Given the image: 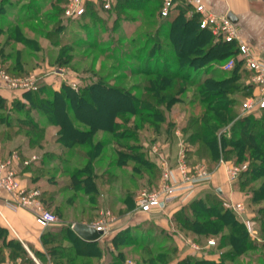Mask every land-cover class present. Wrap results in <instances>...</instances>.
<instances>
[{"label":"trees","instance_id":"trees-1","mask_svg":"<svg viewBox=\"0 0 264 264\" xmlns=\"http://www.w3.org/2000/svg\"><path fill=\"white\" fill-rule=\"evenodd\" d=\"M66 4L67 0H51L50 3L53 28L46 38L59 48L53 71L71 63L72 45L81 39L74 33L75 29L87 30L107 22L101 15L103 12L116 16L113 28H117L122 19L132 20L127 12L131 9L143 11L149 25H158L153 33L145 32L147 36L151 35L153 42L149 57L164 45H171L177 71L144 69L140 72L145 80L139 94L112 84L107 77L97 75L93 70L85 71L88 75L80 79L77 88L63 82L60 89L55 90L40 76L38 88L23 92L22 97L16 98L11 105L0 93V124L4 127L0 131L1 153L9 150L22 134L28 137L30 148H43L47 142V129L36 116L43 117L57 130L54 141L62 147L59 157L67 160L70 154H77L85 160L83 165L65 171L66 179L62 181L42 167L34 168L38 176L45 175L56 187L53 192L41 191L47 207L54 204L59 194L68 191L84 193L91 203L99 202L100 198L105 204L110 202L117 176L97 170V160L109 142L97 139L99 132L117 142V164L126 167L127 161H135L138 165L128 167L140 175L147 188H154L158 185L159 169L149 158V151L139 149L140 154L136 156L131 153L146 133L152 134L154 143L161 146L160 136L175 145L176 124L171 112L176 104L184 102L181 96L192 88L187 117L180 126L188 143L189 162L206 161L212 167L224 159L233 165H247L235 187L245 195L247 204L257 206L252 219L257 235L251 236L236 213L224 207V199L216 189L193 199L173 214L172 226L176 233L196 242L205 241L206 245L209 239H215V245L202 247L197 254L182 256L177 248L158 249V245L153 250L149 246L151 241L146 243L136 232L139 225L125 227L98 241H87L73 230L74 222L64 221L66 224L62 228L43 235L45 253L36 252L38 260L42 264H127L129 246L151 253L134 256L136 264H235L242 257L251 259L264 255V109L240 115L242 101L252 96L255 88L249 82L251 74L245 63L237 59L238 44L217 39L210 28H201V16L184 0H175L165 17L162 16L163 0H117V5L111 9L88 2L85 13L68 24L64 20ZM11 41L33 46L37 40L27 39L17 25L0 45L1 66L11 75L28 76L34 68L26 67L21 53L11 60L6 52ZM231 58L236 62L227 74L218 76L213 72L200 79L191 74L193 70H212L219 66L226 72L222 67ZM131 140L134 144L128 143ZM15 150L24 155L21 145ZM171 156L170 153V159ZM33 166L30 164L24 169L31 171ZM128 193L123 203L129 207L134 194ZM56 208L63 217L59 205ZM4 247L10 251L7 260L2 254ZM258 251L261 255L253 254ZM18 259L22 264H36L20 242L7 241L6 231L0 228V262L5 264Z\"/></svg>","mask_w":264,"mask_h":264},{"label":"rangeland","instance_id":"rangeland-1","mask_svg":"<svg viewBox=\"0 0 264 264\" xmlns=\"http://www.w3.org/2000/svg\"><path fill=\"white\" fill-rule=\"evenodd\" d=\"M10 1H12V3L10 4L11 7L6 9V12L12 13V9L17 6L16 12H14L15 14H17L16 17L19 18L20 15L23 13L24 17L26 16L29 17V19H32L28 23H23V25H19L22 28V31H24L25 35H28L29 37H34L37 42H35L33 46H27L24 44L17 43L15 41H11L6 49L9 58L13 60L14 56H16L18 53H21L22 59L24 61H29L27 68L30 69L31 66H33V73H37L39 78L40 76H49V74L54 77V79L55 76L59 77L53 71L55 70L54 61L58 54L59 48L52 45L50 41L46 38V34L48 33V31L52 30L53 28V22L51 20L52 10L50 9L51 0ZM19 4L22 6H20ZM116 5L117 0H115L114 7ZM31 6L32 9H30ZM127 12L129 13V16L132 18V20L126 21L125 19H122L120 22H118L117 28H113V21L116 16H109L108 14L103 12L101 13V15L104 19H106L107 22L98 24L96 27L93 28H87V30H74V33L80 35L81 39L72 45L73 59L71 63L63 68H60L65 69L68 72L67 75L65 74L67 82H76L77 84H79L80 79L88 75L85 71L93 70L94 73H96L97 75L107 77L112 84L124 86L125 88H130L134 93L139 94L142 89V84L145 80V77L140 72H142L144 69H158L160 71L166 72L177 71L176 57L171 45H164L162 49H158L152 57H149V52L152 48L153 42L150 41L151 35L147 36L145 32L149 33L151 31L153 33V31L157 29L158 25L156 23H154L153 25H149L147 19H144L143 11L131 9ZM64 20L66 21V24H68L69 21L74 19ZM12 28L13 27H11L10 29ZM32 29H34L35 31H33ZM8 35L9 31H5V33H0V45L6 42ZM69 39H71V37ZM71 66L75 68H72ZM213 72L216 73V75L218 76L223 75V73L227 74V72H223L221 70L220 66L215 67L212 70H209L208 68L196 71L193 70L191 74L197 79H200L204 75H208ZM181 97L184 99V102L176 104L171 112V115L173 116L175 120L174 122L176 124V129L174 130V133L176 135V154L173 157V161L169 158V150H166L167 146H165V144L168 143L167 139H164L163 137L165 141H162L163 146H161L160 143H154L153 138H151L152 134L150 133H148V137L146 136V134H144V139H140L138 141L136 147L134 146L135 149L132 151L131 155H139V149H147L150 154L153 147L157 145L160 147L163 155H165L171 162L172 166H177V159L181 146L184 145L188 147V143H186L184 140V136L180 126L185 122V117H187L186 108L189 104L190 99L192 98V88H188V90ZM36 118L42 126H45L47 128L48 123L45 118H39L38 116H36ZM3 128V125L0 124V131H2ZM48 130H50V128H48ZM53 131L50 130L47 142H45L44 144V148H30L29 144L27 143L28 137L23 134L15 139L13 146L15 147L22 145V147L26 149L25 154H27V156L30 154H36L34 156L43 159L47 156L46 151H50L59 147V145L55 143L53 139H51V134L53 133ZM98 139H101L105 142H110H108L107 145L104 147L101 158L96 164L98 172L103 173L105 171H109L110 173L115 174L117 176V182L113 186L111 192L110 202L105 204L103 202V198H100L99 202L91 203L89 202L88 197L84 193L68 191L59 194L56 197V201L54 202V204L52 206H48V209L52 213L57 215L59 221H75L79 223L80 221H84V224H90L97 221L101 218L103 212L109 211L114 219V223L112 225V232L110 235L116 233V229L121 226L135 227L136 225H139V230H136V232H138L140 239H144L146 243L151 241L149 243V246L153 250L154 248L156 249V246L158 245V249H160L161 247L165 249L177 248L179 254H181L182 256L193 253L197 254L198 252L193 251L186 246L183 239L184 234L176 233L172 226L174 212L186 206L193 199L186 204L180 203L178 201L173 202L170 208H167L166 213H155L146 214V216H137L138 212L136 210V197L138 196L140 191L143 188H147V186L143 185L144 183H142L143 181L140 178V175L135 173L128 166L138 164L135 161L130 160L127 161L128 164L125 168L117 166L116 161L118 155L116 152V148L119 147L117 145V142L112 140L107 134L99 135ZM128 143L134 144V141L131 140ZM189 149L192 150V148ZM124 151L128 150L124 149ZM52 156L54 155L51 154L50 156H48V160ZM186 156L187 164L190 169H194L198 165H204L205 168H207V170L213 175L214 173H216L218 168H220L221 160H224L220 159L219 163L211 167V165L206 161L203 163L196 162L194 164H190L188 159V152L186 153ZM54 158L55 157H53L52 160H54ZM149 158L156 164L157 168L159 169L160 178L161 169L159 166L158 157H156V155L151 152ZM225 162L229 163L228 161ZM74 164H72V166H74ZM49 165L50 175L56 177L57 179L60 178V176H62L61 173H59L61 169L56 170L57 166L59 165L57 159H55L54 162ZM71 169L72 167L70 166V168H68L67 170L70 171ZM225 176L227 178V183L231 184L228 181L226 172ZM157 186L158 185H156L155 187ZM209 187V191L214 192L216 190V187H214L213 185ZM127 191H129L130 194H134L133 200L129 207L125 206L123 203L127 195ZM66 199H68L70 202H64V200L66 201ZM225 200L226 199H224V202ZM243 202L246 206V215L244 216V218L251 220L255 227V223L252 219L255 217V209L257 206H253L250 203L247 204L246 200H244ZM56 205H59L58 209L63 213V217H61L59 211H57ZM161 230H163V233L161 232ZM194 242L201 247L206 246L205 241ZM126 251L128 254L127 262L132 261L134 263H136L133 258L134 256L137 257L141 254H151L148 252L146 253L143 249L136 250L133 248V246H129L128 250ZM253 254L258 256L261 255L259 251ZM238 263L264 264V255H261V257L256 256L251 259L248 257H242L240 258L239 262L235 264Z\"/></svg>","mask_w":264,"mask_h":264},{"label":"built area","instance_id":"built-area-1","mask_svg":"<svg viewBox=\"0 0 264 264\" xmlns=\"http://www.w3.org/2000/svg\"><path fill=\"white\" fill-rule=\"evenodd\" d=\"M191 3L195 11L201 16V28H210L217 39H223L228 42H236L239 47L238 60L245 63L250 72L249 82L254 86L255 91L252 96L246 98L241 105L240 115H249L257 113L264 109V62L256 55L253 46L247 42L239 33L236 24L225 15H216L211 12L202 0H184ZM88 2L100 3L104 9H111L115 5V0H67L64 17L66 19H77L86 11ZM175 0H163L162 16H167L173 7ZM236 59H229L222 67L224 71H231L235 65ZM57 75H67L65 69L54 71ZM39 76L37 73H31L28 76H14L8 73L6 69L0 66V92H26L38 88ZM70 83V82H69ZM72 87L77 88V83H70ZM188 147L181 146L178 154L177 166L173 167L168 158L163 155L159 146H154L152 153L158 157L161 169V178L158 186L154 189L143 188L136 197V210L139 213L155 214L166 213L173 202L188 203L193 194L202 185H210L213 182V174L205 168L204 165H198L190 169L187 164L186 151ZM36 156L22 159L18 155H13L6 159L0 157V190L8 193L17 207L31 210L37 223L42 228H49L59 223L57 215L52 213L41 198L39 189L25 188L22 186L18 162L24 166L37 161ZM220 167L225 169L228 181L235 184L247 165H232L221 160ZM224 207L232 209L241 221L245 224L251 236L256 237L257 230L249 219H245L246 206L244 202L233 203L225 201ZM114 219L109 211L103 212L100 219L87 225L102 232L100 239L108 237L112 232ZM74 224L71 226L73 228ZM99 239V240H100ZM186 246L193 251H200L201 246L195 243L191 238L183 237ZM215 245V239H209L206 246ZM5 264H22L21 260L8 261ZM127 264H136L128 261Z\"/></svg>","mask_w":264,"mask_h":264},{"label":"crops","instance_id":"crops-1","mask_svg":"<svg viewBox=\"0 0 264 264\" xmlns=\"http://www.w3.org/2000/svg\"><path fill=\"white\" fill-rule=\"evenodd\" d=\"M205 6L214 14L216 15H225L228 16L229 13L233 14L234 17L236 18V22H234L238 28V31L240 35L247 41L249 42L254 50L256 55L264 62V0H202ZM187 2V1H185ZM12 1L10 0H0V31L1 33H5V31H11V27L15 26H20L19 24L23 23H28L31 21L29 17H24V14L22 13L20 17H16L17 14L16 12L17 6H15L12 9V13L6 12L8 8L11 7ZM189 3V2H187ZM191 4V3H190ZM20 5V4H19ZM192 5V4H191ZM22 6V5H20ZM32 9V6L30 7ZM20 14V13H19ZM191 15V12L188 13V16ZM28 16V15H27ZM25 21V22H24ZM21 28V27H20ZM22 30V28H21ZM24 36L27 39H34V37H29L28 35H25L24 31H22ZM19 43V42H17ZM22 44V43H20ZM28 46V45H27ZM21 50V49H19ZM22 59V57H21ZM22 62L28 67L29 61H24L22 59ZM33 68V66H31ZM36 70V69H35ZM33 71V70H32ZM59 77L55 76L52 77L50 74L49 76H43L44 77V82L51 87H53L55 90L60 89L62 86L63 82H67L66 78L63 75H58ZM48 77V78H47ZM1 95L8 101V103L11 105V103L16 99V98H21L23 92H9V91H2L0 92ZM54 130L53 133L51 134V139L54 140V136L57 132L56 128L52 127L51 125H47V138L49 136L50 130ZM105 134L103 132H99L96 135V138L98 139L99 135ZM146 136L148 137V134L146 133ZM174 136L176 138V135L174 133ZM151 137V136H149ZM152 138V137H151ZM160 140L165 141L162 136L159 137ZM59 147L56 149H52L50 151H46L47 156L43 159L38 157V160L35 162H32L33 164V170L28 171L25 170L24 166L22 163L18 162L17 168L19 171V176L20 180L22 183V186L25 188L33 189L34 187H38L41 189L40 191L46 193V192H53L55 191V186L48 180V178L45 175H40L38 176L35 173L34 168L35 167H42L45 172L49 171L50 165L52 162H54L55 159H57L58 166L57 169H61L59 173H61L62 176H60L59 181L65 180L66 179V172L68 171L67 169L72 167L71 170H73L76 166L78 165H83L85 163V160L83 158H80L77 154H70L67 156V160H63L59 157L60 151H62L61 145L58 143ZM10 146V145H9ZM20 146V145H19ZM166 150H169V152L172 154V161L173 157L175 156V151H176V143L175 145H170L169 143L165 144ZM18 146H10V149L7 150L5 153H1V147H0V157L3 159H6L8 157H11L13 155H18L22 159H27L28 157H32L36 154H30L27 156L25 154L26 149L22 147V151L24 152L22 154L18 153L15 149ZM44 148V147H43ZM33 149V148H32ZM41 149V148H39ZM12 150V151H11ZM9 152H11L9 154ZM9 154L6 157H3V155ZM72 153V152H71ZM103 153V151H102ZM54 155L48 160V156ZM151 154V152H150ZM102 155V154H101ZM118 155V153H117ZM54 158V160H52ZM57 157V158H56ZM71 158V159H70ZM101 156L99 157V159ZM98 159V160H99ZM97 160V162H98ZM48 161V162H46ZM76 163V164H74ZM81 163V164H80ZM48 164V166H47ZM74 164V166H72ZM117 164V161H116ZM117 166H119L117 164ZM54 168V167H51ZM125 168V167H124ZM50 175V174H49ZM161 178V176H160ZM158 178V181L160 180ZM117 182V180H116ZM113 183V186L115 183ZM144 183V182H142ZM144 185V184H143ZM213 185L216 187L217 190H221V193H219L223 199H226L225 201H231V202H243L245 200V195L238 191V189L235 187V184H229L227 183V178L225 176V169L223 167L218 168L216 173L213 175V182L210 185H203L200 187L192 196L190 201L192 199L202 197L204 196L207 192H209V189ZM146 186V185H144ZM37 188V189H38ZM113 189V188H112ZM206 189V190H205ZM203 190V191H201ZM69 200L66 199L64 202H68ZM189 201V202H190ZM69 203V202H68ZM46 205V204H45ZM173 212V211H172ZM146 216V213H137V216ZM61 219V218H60ZM73 222V221H72ZM80 223H85L84 221H80ZM66 224L64 221H59L58 224L53 225L49 228H42L36 221L35 216L31 210L24 209V208H19L17 207L16 203L12 199V197L0 190V228L4 229L7 233V241L10 240H15L20 242V244L25 248V250L28 252L32 260L36 264H41V262L38 260L36 257V252L39 253H45L44 245L42 242V237L44 234H46L48 231H55L62 226ZM75 224V221L74 223ZM72 224V225H73ZM87 224V223H86ZM126 227V226H125ZM123 226L119 227L116 229V232L119 230L125 228ZM10 251L4 247L3 248V255L5 259H9L10 257ZM0 264H3V262H0Z\"/></svg>","mask_w":264,"mask_h":264},{"label":"water","instance_id":"water-1","mask_svg":"<svg viewBox=\"0 0 264 264\" xmlns=\"http://www.w3.org/2000/svg\"><path fill=\"white\" fill-rule=\"evenodd\" d=\"M228 18L233 22H236V18L233 14L229 13ZM221 193V190H218ZM73 230L84 240L87 241H98L102 235V232L97 231L95 228L83 224V223H75L73 226Z\"/></svg>","mask_w":264,"mask_h":264}]
</instances>
